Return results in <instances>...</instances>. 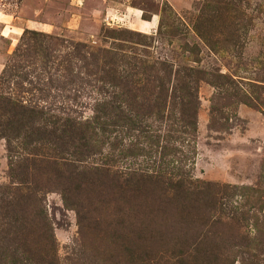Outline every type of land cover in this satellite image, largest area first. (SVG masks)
I'll list each match as a JSON object with an SVG mask.
<instances>
[{"label":"rangeland","instance_id":"obj_1","mask_svg":"<svg viewBox=\"0 0 264 264\" xmlns=\"http://www.w3.org/2000/svg\"><path fill=\"white\" fill-rule=\"evenodd\" d=\"M0 264H264V0H0Z\"/></svg>","mask_w":264,"mask_h":264}]
</instances>
